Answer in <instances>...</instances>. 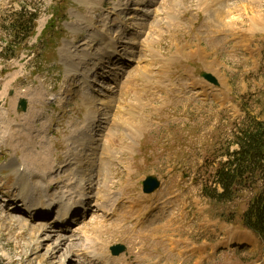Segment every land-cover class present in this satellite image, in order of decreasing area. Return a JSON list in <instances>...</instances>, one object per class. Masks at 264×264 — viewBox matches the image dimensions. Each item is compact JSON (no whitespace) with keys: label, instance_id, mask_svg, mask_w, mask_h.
Listing matches in <instances>:
<instances>
[{"label":"rangeland","instance_id":"374dc122","mask_svg":"<svg viewBox=\"0 0 264 264\" xmlns=\"http://www.w3.org/2000/svg\"><path fill=\"white\" fill-rule=\"evenodd\" d=\"M20 4L40 13L35 35L18 43V31L7 46L2 23ZM218 10L224 11L222 24ZM53 11L57 20L49 25ZM263 18L264 0H0V50L7 49L0 52V264H162L151 245L149 260L137 259L130 237L139 227L132 219L147 209L144 224L153 228L183 206L177 218L187 228L178 233V247L202 243L206 249L181 264H264V245L251 235L242 248H225L228 237L222 239L229 228L245 230L240 213L262 182L226 202L203 195L204 186H215L213 174L226 148H236L237 129L251 118L264 121ZM102 38L116 43V54L97 63ZM65 45L71 54L90 57L77 73L62 60ZM201 70L217 84L202 78ZM29 112L32 122L24 124ZM11 128L25 150L16 151L11 134L10 145L4 138ZM72 133H82L74 143ZM43 144L50 150L42 182L52 180L49 188L42 186L49 197L76 185V155L88 165L75 186L85 193L73 195L83 207L66 223L54 222L56 200L36 218L38 209L23 211L14 196L19 155L28 154L31 162L25 163L36 168L32 151H42ZM148 175L160 186L145 194L141 181ZM110 204L115 213L127 208L115 217ZM194 214L204 224H194ZM117 243L125 251L112 255L109 247ZM166 243L162 249L174 255L171 241ZM142 245L140 259L146 257Z\"/></svg>","mask_w":264,"mask_h":264},{"label":"bare ground","instance_id":"6f19581e","mask_svg":"<svg viewBox=\"0 0 264 264\" xmlns=\"http://www.w3.org/2000/svg\"><path fill=\"white\" fill-rule=\"evenodd\" d=\"M217 1H219V0H217ZM257 11H259V9ZM223 12H221V10H218L216 12V17L220 21L223 20ZM260 16L261 15H257L256 16V19L258 21H260ZM221 24H222V21H221ZM102 39H103L102 40V46L103 47H102V51H100L101 53L97 56V63L102 61L103 57H107L108 59H110L113 55L115 56V54H116V51H115V48L117 46V45H115L116 43L113 42L112 39H111L112 41H110V38H109V41H107L105 38H102ZM103 43H105V44H103ZM61 56H62V60L67 63V66L70 67V68L68 67V72L72 71L73 73H77L78 71H80L81 70L80 68L81 67L83 68L84 63H86V59H90L89 55L83 54L82 56H78V55L71 54V51H70V48H69L68 45H65L62 48ZM108 59H106V60H108ZM102 62H104V61H102ZM95 65H93L91 67L92 68L91 70L94 71L96 69ZM84 74L85 73L83 72V76H84ZM84 79H86V75H85ZM11 104L12 103H9V105H8V108H7L8 111H10V108H12ZM88 114L94 115L93 107H88ZM26 115L27 116L23 117V120H25L24 124H26V123L30 124V121H31L30 112L27 113ZM4 116L7 117V115H5V114H4ZM95 120H94V117H93L88 123H94ZM11 130H12V128L10 130H8L11 133H8L7 131H5L6 135L4 136V138L9 143V139H10L9 135L11 134L12 139L14 141H18L17 145L15 146L16 147V151L18 149H20L21 151L25 150L26 148L23 145L20 146V139L18 137L15 138L16 134L13 133ZM23 130L24 129L22 128V131L20 132L22 135L25 134V132H24L25 130L24 131ZM74 133H76V132H74ZM74 133H72L71 136H70L71 138H73V141H72L73 143H74V140H76L79 137V135L82 134L81 133L79 135L78 134L73 135ZM21 134H19V135H21ZM0 138H2V137H0ZM29 140L30 141L33 140V137L31 135L29 136ZM43 141H45V140L43 139L42 143H43ZM44 143H47V142L45 141ZM111 144H112V142H111ZM9 145H10V143H9ZM43 145H45V144H43ZM46 145L44 146V149H42V151H40V150L39 151H32V157H31L32 158V164H35L36 168L35 167L30 168V166H28L25 163V162H31L30 158L28 157V154L26 156H24L23 153L21 152V154L19 155V156L22 155V158L20 160H18V161L22 162L23 165L18 164V167H17V176H16V180H15L16 181L15 186L18 185L17 186V190L18 191L16 190L17 194H14V196L16 197V200H17L16 202H18L20 207L23 208V211L28 212V211H32V208H35V209L37 208L38 210L35 212L36 213V215H35L36 218H38V216L41 217L42 215L48 213V211L50 209L52 210L53 208H52V206H50V204L56 200L58 207L56 208V212H55V215H54V218H56L54 222H58L59 224H62V223H66L67 222V220L69 219L68 216L71 215V213L74 210H76V208H78L80 206L83 207L81 202H78V201H76L75 198H73V195L80 196V195H83L85 193L84 192L85 190H81L83 187L79 188V187H75V186L77 184H79V182L83 181L82 178L78 177L79 176L78 174L81 173L83 175V173L88 172V165H87L86 162L84 164V162L82 161L83 159L79 155H76V157L78 156V157H80L82 159V160H80V159H78V158L76 159V157H74L75 158L74 159L75 160V168H76L75 169L76 173H74V175L76 176V179L73 182V184L76 182V185L73 187V186L68 184V185L65 186V191H63L61 195H57L55 197V196H53L54 195L53 194L51 197H49L48 194L45 193L44 190L42 189V186H46V184H48V188H49L50 184H52V180H48L46 182L44 181V183H42L43 180H44V175H46V169L49 168V165H48L49 164V162H48L49 160L48 159H50V150H49V147H47L48 145L47 146ZM0 155H2V153ZM15 156H18V155H16V153H15L14 157ZM14 161H16L15 158H14ZM13 165L15 166L16 163H13ZM27 170L30 171V174L27 173ZM39 171H42L41 176L38 174ZM48 188H47V190H48ZM84 189H86V188L84 187ZM99 192H100V190H99ZM64 196L65 197L69 196V198L68 199L64 198ZM89 196L90 195H88V197ZM45 198H47V200H48L47 202L48 203L43 200ZM139 202H140L139 200H136V204H134V205H138ZM40 207H41V209H40ZM110 208L112 210L111 214H114L115 217H117V215L118 216L120 215V211L123 208H127V207L121 206V210L118 211L117 213H115L116 207L114 208L113 205L110 204ZM110 208H108V209H110ZM130 208H132V205L129 206V209ZM185 208H186V206L182 207L181 213L178 212V210H175V211L171 212L168 220H164L163 222L157 223L156 226L153 227V228H149L148 227L150 223L144 224V220L146 219L145 217L147 216L145 211L147 209H145L142 212L140 217L136 216V218L132 219V221L134 220L133 224H136L137 227H139L137 230H135L132 233V236L130 237V238H132V240H131L132 250L134 249V252L136 253V257H137L138 260H140V261L149 260L148 252H147V248H146V246H149V245H151V249H153L152 253L154 252L153 255L156 257L158 262L160 261V258H162V257L164 258L162 264H173L172 263L173 261H179L178 264H181V261L183 259L187 258L189 255H194L197 258L200 257V253L202 252V249H206V247L202 243L198 244V245L195 244V243H192V244L187 245V246L185 245L183 247H178V243L180 242V239H181V237L179 236L178 233L180 232L181 229H183V227H186V226L182 222L178 221L177 217L183 215L182 213H184ZM200 216H197L196 214L193 215L192 220H193L194 224L195 223L196 224L201 223L199 225L204 224L203 219L200 218ZM159 220H160V217L158 218V221ZM176 221H177V223H176ZM21 225L24 226L25 223H23V224L21 223ZM144 225H145V227H143ZM188 227H190V226H188ZM132 228H135V227L133 226ZM139 232L144 233V237L143 238L138 237V233ZM223 232L226 233V230H224ZM227 232L228 233L222 239L230 237L231 232L229 230ZM249 235L250 234L247 233V232L246 233L245 232L244 233H237L236 232V233L231 234V236L234 239H237V242L240 243V244H243V243L247 244L248 242H250L248 240V236ZM152 236H156L159 239V241L156 242V243H152L151 242V237ZM168 239L171 241V244L173 246L172 249L175 250L174 255H169L166 252V250L162 249V245H167L166 240H168ZM218 244L222 246V244H220V243H218ZM141 245L143 246L144 255L146 256V257H143L142 259L139 258V255L137 253V248L139 246H141ZM211 245L212 244H210L208 242L206 243V246L210 247ZM158 250L162 251V253L159 254ZM187 251H192V252L187 253Z\"/></svg>","mask_w":264,"mask_h":264},{"label":"trees","instance_id":"16d2710c","mask_svg":"<svg viewBox=\"0 0 264 264\" xmlns=\"http://www.w3.org/2000/svg\"><path fill=\"white\" fill-rule=\"evenodd\" d=\"M55 11L48 24L55 21ZM39 11H32L26 4L11 11V16L2 23V30L9 38L6 45L16 39L21 31L18 43L27 40L33 33ZM6 49L2 47L0 52ZM13 57L11 54L5 56ZM248 120L246 124L234 133L232 144L237 147H228L225 159H222L215 169L213 179L215 186L203 187V194L218 202L232 200L240 190L251 189L258 182H262L261 190L250 200L247 208L240 215V224L250 229L264 242V121Z\"/></svg>","mask_w":264,"mask_h":264},{"label":"water","instance_id":"95a60500","mask_svg":"<svg viewBox=\"0 0 264 264\" xmlns=\"http://www.w3.org/2000/svg\"><path fill=\"white\" fill-rule=\"evenodd\" d=\"M200 74H201L202 77H204L206 80H208V81H210L212 83H216L217 82L216 79L210 73L202 71ZM25 108H26V102H25V100L22 99L19 102V109L21 111H24ZM142 185H143V189L142 190H143L144 193H151L159 186V181L154 176H147L142 181ZM110 251H111V253L113 255H118L121 252L125 251V246L122 245V244H115V245H112L110 247Z\"/></svg>","mask_w":264,"mask_h":264}]
</instances>
